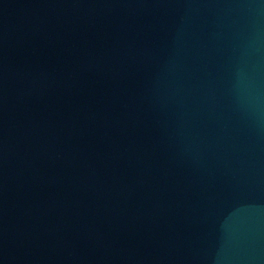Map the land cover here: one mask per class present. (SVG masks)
Returning <instances> with one entry per match:
<instances>
[{
  "label": "water",
  "instance_id": "1",
  "mask_svg": "<svg viewBox=\"0 0 264 264\" xmlns=\"http://www.w3.org/2000/svg\"><path fill=\"white\" fill-rule=\"evenodd\" d=\"M0 264H264V0H0Z\"/></svg>",
  "mask_w": 264,
  "mask_h": 264
}]
</instances>
